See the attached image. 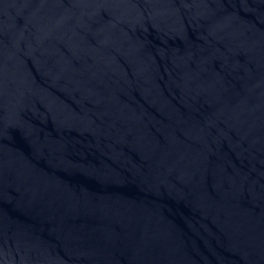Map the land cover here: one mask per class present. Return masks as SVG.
Masks as SVG:
<instances>
[{"label":"water","instance_id":"obj_1","mask_svg":"<svg viewBox=\"0 0 264 264\" xmlns=\"http://www.w3.org/2000/svg\"><path fill=\"white\" fill-rule=\"evenodd\" d=\"M0 264H264V0H0Z\"/></svg>","mask_w":264,"mask_h":264}]
</instances>
